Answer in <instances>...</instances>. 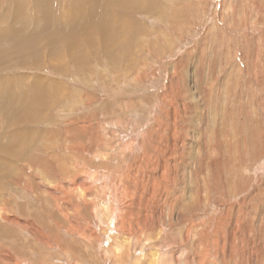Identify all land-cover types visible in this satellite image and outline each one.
<instances>
[{
	"label": "rangeland",
	"instance_id": "374dc122",
	"mask_svg": "<svg viewBox=\"0 0 264 264\" xmlns=\"http://www.w3.org/2000/svg\"><path fill=\"white\" fill-rule=\"evenodd\" d=\"M94 2L22 0L32 50L0 49V79L26 104L0 91V264H264V0ZM9 6L0 33L19 25ZM75 23L88 34L69 35ZM127 176L142 193L124 194ZM140 216L143 236L126 227ZM129 234L150 245L134 251Z\"/></svg>",
	"mask_w": 264,
	"mask_h": 264
},
{
	"label": "bare ground",
	"instance_id": "6f19581e",
	"mask_svg": "<svg viewBox=\"0 0 264 264\" xmlns=\"http://www.w3.org/2000/svg\"><path fill=\"white\" fill-rule=\"evenodd\" d=\"M20 1H22V0H11V6H9L8 7V11H12V13H13V19H12V22L13 21H15L16 19V21H18L19 23V25L18 26H16L15 25V23H13V27H12V29H11V31L8 29V28H5V30H4V32H2V33H0V49L2 48V47H7L8 46V44H9V42L10 43H12V44H14V47L16 48H18V47H20L21 48V46L24 48V50L23 51H21L22 49H19L21 52H19V50L18 51H16L17 53L16 54H18V56H22L23 57V55L22 54H24V55H26V53H27V50H28V52L30 51V50H32V48H30V46H32V44H33V35H32V32H31V30L30 29H26L25 30V34L23 35V27L20 25V15H18L19 13H20V9H21V7H22V3H20ZM80 2H84V3H88V4H91V5H94V0H79ZM181 12V10L180 11H175L172 15H171V17H169V19H170V21H172L179 13ZM18 15V16H17ZM48 15L49 16H51L53 19H57L58 18V14H57V12H54L53 10H50L49 11V13H48ZM49 25H53V24H49ZM80 26L81 25H78V23H75V24H73L72 25V28H73V30L74 31H72V30H70V31H68V34L69 35H71V36H73V35H77L78 33L80 34H84V35H87L88 34V31L90 30L89 28H86V29H84V30H81V28H80ZM180 26H182V25H180ZM82 27V26H81ZM178 28V27H177ZM24 37L26 38V39H24ZM27 40V41H26ZM25 42H27V44L25 43ZM13 46V45H12ZM29 46V47H28ZM9 47H10V45H9ZM28 48V49H27ZM6 49V48H5ZM3 50V52H1ZM2 50H0V52H1V54L2 55H8V53H6L5 51H4V49H2ZM7 50V49H6ZM11 51V50H10ZM12 52H10V54H11ZM13 54V53H12ZM2 55H0V63L2 64V65H5V64H3V62H5V58H2L1 56ZM7 57H9V56H7ZM20 57L18 58V63H22V62H24V58L21 60L20 59ZM15 59V58H14ZM12 61V60H11ZM0 64V65H1ZM19 77V76H18ZM20 79V78H19ZM22 79V78H21ZM23 80H21V82H22ZM25 82V81H24ZM15 83H16V78L15 77H11V76H8V77H4V78H1L0 79V91H2V93H3V97H2V99L3 100H6L7 102L8 101H10V102H14L13 103V106H15V104L17 105V103L19 104V102L20 101H18L17 99H18V97H17V93L15 92L16 91V89H17V87H16V85H15ZM18 83V82H17ZM23 83V82H22ZM19 84V83H18ZM21 84V83H20ZM24 84V83H23ZM46 84H48V85H53L52 83H46ZM24 87H25V85H23ZM29 86V85H28ZM27 86V87H28ZM46 86H41V87H38L37 85H33V87H31L33 90H35V89H37L36 91H47L48 90V88H49V86L47 87V88H45ZM51 87H54V86H51ZM24 89V88H23ZM22 88H21V91L23 90ZM32 89H30V90H32ZM32 92V91H31ZM34 92V91H33ZM39 92H37V95H39L38 93ZM41 92V93H42ZM48 92V91H47ZM21 93V92H20ZM35 93V92H34ZM40 93V94H41ZM21 94H23V92L21 93ZM45 94V93H44ZM47 95H48V93H46ZM24 95L26 96V94L24 93ZM23 95V96H24ZM34 95V94H33ZM42 95H43V93H42ZM22 96V97H23ZM40 96V95H39ZM1 97V96H0ZM22 97H20V99L19 100H21V98ZM42 97V96H41ZM15 98H17L16 100H14ZM40 98V97H39ZM202 98V97H201ZM38 99V98H37ZM41 99V98H40ZM45 99H46V97H45ZM24 100L25 101H27V102H25V101H23V103L25 102V103H28L27 104V106L29 105V107H30V109L32 108L31 107V105L33 106L34 104H35V102H38L37 100H36V97L34 98V97H32V96H28L27 95V99H26V97L24 98ZM30 100H33V101H31V105H30ZM43 100V99H42ZM18 101V102H17ZM21 104H20V107H21V110H23L24 109V105L26 106V104H22V101L20 102ZM221 105V104H220ZM9 106V105H8ZM18 106V105H17ZM19 107V108H20ZM204 107H206V106H204ZM27 108V107H26ZM223 108V107H222ZM5 109H10V108H5ZM29 109V110H30ZM206 109V108H205ZM4 110V109H3ZM3 110H1V111H3ZM12 110V109H11ZM224 110V109H223ZM5 111V110H4ZM40 112V110H36V112ZM218 110H214V114H213V119H215L216 118V116H220L221 115V111H218ZM224 111H226V112H223L222 111V114H223V116H220L222 119L221 120H223L224 119V121H225V119L226 120H228V119H230V120H233L232 118H233V114H231V113H229V112H227V110L225 109ZM231 112V111H230ZM4 113H6V112H4ZM213 113V112H212ZM37 114V113H36ZM39 114V113H38ZM207 115V114H206ZM211 115V114H210ZM28 117V116H27ZM33 117V116H32ZM38 117V116H37ZM205 117V116H204ZM219 117V118H220ZM236 118V117H235ZM24 119H26V118H23L21 121H24ZM32 120V119H31ZM35 120V119H34ZM215 121V120H214ZM220 122V121H219ZM223 122V121H222ZM227 122V121H226ZM213 123V125L215 124V127H216V124H217V118H216V123H214V122H212ZM167 126V125H166ZM214 127V128H215ZM225 127V126H224ZM220 131V130H219ZM175 132V131H174ZM221 132V131H220ZM225 132V131H224ZM233 132V131H232ZM22 133V132H21ZM20 132H18V135H16L17 137H21V135H19V134H21ZM165 133V132H164ZM171 133V135H172V131L170 132ZM179 133V132H178ZM11 134V133H10ZM221 134V133H220ZM170 135V134H169ZM170 135V138L172 137ZM222 136V138H223V136H225L224 138H227V136H229V135H227V133L225 134V135H221ZM163 137V136H162ZM175 137H176V135H175ZM4 139H6V138H3V140ZM179 139V138H178ZM10 142L11 143H13V140H10ZM232 142V141H231ZM233 146L230 144V143H226V144H224V150H226V154H225V158L224 159H228L229 157H232V152H233V150L235 149V148H238L237 147V145H236V142H235V139H233ZM0 152H7V151H10V148H7V147H4L5 146V143H1L0 142ZM220 147V146H219ZM221 148V147H220ZM47 149H48V147H47ZM222 149V148H221ZM221 149H220V151L219 152H222L221 151ZM235 151V150H234ZM172 153V152H171ZM212 153V152H211ZM225 153V152H224ZM223 153V154H224ZM164 154V153H163ZM199 154V153H198ZM186 155V154H185ZM211 155V154H210ZM213 156L215 155V154H212ZM211 155V156H212ZM217 155H219V153L217 154ZM217 155H216V157H217ZM226 155L228 156V157H226ZM170 156V155H169ZM183 156H184V154H183ZM220 156V155H219ZM16 157V156H15ZM181 158H182V155L180 156ZM235 157V156H234ZM226 159V160H227ZM48 160V159H47ZM183 160V159H182ZM215 160V159H214ZM217 160V159H216ZM49 161V160H48ZM48 161H46V163H48ZM219 161V160H218ZM217 161V162H218ZM50 162V161H49ZM220 162V161H219ZM228 162V161H227ZM182 163H183V161H182ZM181 163V164H182ZM185 163V162H184ZM225 163V162H224ZM40 164V163H39ZM39 164H36V165H34V170L35 171H37L38 170V172H40V173H42L43 175H45L43 178H47V180L50 182V183H52L51 181H50V177H49V175H47V174H49L48 172H50L51 170H48V168L47 169H45V170H40L41 168H42V165H39ZM49 164V163H48ZM51 165H52V163H50ZM210 164V163H209ZM211 164H212V162H211ZM210 164V165H211ZM219 164V163H218ZM163 165V164H162ZM169 165L170 164H168V165H165V167H169ZM173 165V164H172ZM171 165V166H172ZM175 165V164H174ZM6 166H9V164L8 163H6L5 164V167ZM31 165L29 164L28 165V167H30ZM141 166V165H140ZM184 167V166H183ZM33 168H32V170H33ZM178 168V167H177ZM22 169V168H21ZM54 169V168H53ZM56 169V168H55ZM153 169V168H152ZM164 170H167V168L166 169H164ZM144 171V170H143ZM170 171H171V168H170ZM10 172V171H9ZM135 173V172H134ZM134 173H132L133 175H134ZM195 173V172H194ZM23 174V173H22ZM169 174V173H168ZM175 174V173H174ZM218 174H220V172H218ZM129 175V174H128ZM131 175V174H130ZM158 175V174H157ZM40 176V175H39ZM171 175H169L168 177H170ZM195 176V175H194ZM212 176V175H211ZM136 177V176H135ZM218 177V176H217ZM219 177H220V175H219ZM42 178V177H41ZM146 178V177H145ZM147 178H149V177H147ZM29 179V178H28ZM122 179V181H124L125 183H127V188H125L124 189V191H125V193L124 194H126L130 189H129V187L133 184V189L131 190V191H129L128 193H130V195L132 194L133 196L135 195V194H137L136 192L138 191L139 193H142V190H144L143 188H141L142 186V184L140 183V181L138 180V178L137 179H134V178H131V176H127V177H124V178H121ZM151 179H153V178H151ZM43 180V179H42ZM147 180V179H146ZM168 180L169 181H171V182H174V180H171V179H169L168 178ZM92 181V180H91ZM149 181V180H148ZM153 180H151L148 184H149V187L148 188H146V189H148L147 190V192L148 191H150V194H152V195H154V196H157L158 197V192L161 190V188H163V189H165V190H167L165 187H166V184H165V186L164 185H161V184H155V182L153 181ZM165 181V180H164ZM214 181H215V179H214ZM216 181H219V180H216ZM59 182V181H58ZM130 182V183H129ZM166 182V181H165ZM24 183L25 184H27V182L26 181H24ZM67 183V182H66ZM66 183H64V184H66ZM15 184V186H18L19 185V181L18 180H16V182L14 183ZM53 184V183H52ZM72 184V183H71ZM145 184V183H144ZM144 184H143V186H144ZM73 185V184H72ZM82 185H84V186H82ZM66 186H68V185H66ZM71 186V185H70ZM126 186V185H125ZM172 186V185H171ZM25 187H26V185H25ZM69 187V186H68ZM72 187V186H71ZM78 188H77V195H79V193H82V192H84V194H86V193H88L87 191H86V193H85V190L87 189V188H91V184L90 185H88V186H85V184H79L78 186H77ZM89 188V189H90ZM55 189V188H54ZM54 189H52V190H54ZM70 189H72V188H70L69 187V192H70ZM75 189H76V187H75ZM24 190H25V188H24ZM56 190V189H55ZM58 190V189H57ZM57 190H56V193H58L57 192ZM61 190H62V188H61ZM88 190V189H87ZM89 191V190H88ZM162 191V190H161ZM146 191H144V193H145ZM46 193L47 194H49L50 195V193H55L54 191H49V192H47L46 191ZM69 194V193H68ZM89 194H90V192H89ZM163 194H164V192H163ZM59 195V194H58ZM88 194H86V196H87ZM129 195V196H130ZM51 196H53V195H51ZM60 196V195H59ZM85 196V195H84ZM150 196V195H149ZM88 197V196H87ZM86 197V198H87ZM91 197V196H90ZM102 197H104V196H102ZM115 197V196H114ZM59 198V197H58ZM141 198V197H140ZM148 198V197H147ZM146 198V199H147ZM63 199H65V198H63ZM77 199V198H76ZM60 200V199H59ZM79 200V199H78ZM86 200V199H85ZM133 200V199H132ZM131 200V201H132ZM157 200V199H156ZM155 200V201H156ZM65 201V200H64ZM136 202H137V200H136ZM148 202V201H147ZM85 203V202H84ZM125 203H126V201H125ZM133 203V202H132ZM131 203V204H132ZM134 203H135V201H134ZM64 205H66V207H63V206H61L60 207V209H59V211H61L63 208H65V210H63V211H61V214L64 216V213L65 212H67L68 211V206H69V203H67V202H64L63 203ZM70 204H72V203H70ZM130 205V204H129ZM156 205V204H155ZM140 206V205H139ZM157 206V205H156ZM123 208V207H122ZM93 209V208H92ZM94 210H96V209H94ZM3 211V210H2ZM2 211H0V217H1V219L2 218H4V220L6 221V218L5 217H7V216H5V217H3L4 216V213H2ZM111 211V210H110ZM112 212V211H111ZM125 212V211H124ZM141 212V211H140ZM60 214V213H59ZM70 214V213H69ZM8 215V214H7ZM96 215V214H95ZM141 215V214H140ZM65 217V216H64ZM122 217H124V216H122ZM136 217V216H135ZM141 217V216H140ZM66 218V217H65ZM100 218V217H99ZM141 219H142V222L140 221V222H137L138 220H134V219H130V220H127V229L128 230H130L131 232H135V231H137L138 232V234H140L141 236H143V235H145V234H147L148 233V231H149V229L147 228H144L143 226H144V224L145 223H143V220H144V218H143V216L141 217ZM7 220H9V219H7ZM11 221V220H10ZM69 221V220H68ZM123 221V220H122ZM125 221V220H124ZM72 222V221H71ZM126 222V221H125ZM125 222H123V223H125ZM73 223H74V221H73ZM76 223V222H75ZM146 225V224H145ZM71 226V225H70ZM74 226V225H73ZM125 226V225H124ZM123 226V228H121V229H124L125 227ZM72 227V226H71ZM74 228H75V226H74ZM88 228H86V230H87ZM144 229H146L145 231H143V232H141L142 230H144ZM71 231H73V229L71 230ZM75 231H77V230H75ZM124 231V230H123ZM70 232V231H69ZM92 232V231H91ZM125 232H126V229H125ZM76 233V232H75ZM77 233H78V231H77ZM93 233V232H92ZM120 233V232H119ZM124 233V232H123ZM122 233V234H123ZM72 234V233H71ZM82 234V233H81ZM90 234V233H89ZM78 235V234H77ZM80 235V234H79ZM92 235H94L95 236V234H92ZM129 236H130V240H132L135 244H136V246L133 248V250L134 251H136V250H139V249H143V247L145 246V244H146V242H142V241H140V236H131L130 234H129ZM77 237V236H76ZM80 237V236H79ZM82 237H84L83 235L80 237V238H82ZM115 237V236H114ZM145 237V236H144ZM107 238V237H106ZM148 238V237H147ZM78 239V238H77ZM114 240H115V238H114ZM114 242L115 241H113V244H114ZM148 245H150V244H148L147 243V245L146 246H148ZM145 246V247H146ZM119 247V246H118ZM108 249H110V248H108ZM111 249H112V247H111ZM122 247L121 248H117V247H115L114 248V250H113V253H117L119 256H120V254L122 253ZM114 251H116V252H114ZM133 251V252H134ZM142 251V250H141ZM110 252V251H109ZM138 253V252H137ZM124 256V255H123ZM157 257V256H156ZM112 258V257H111ZM113 259V258H112ZM128 258H124V257H122V261H121V264H127V262H128V260H127ZM154 259H155V257H154ZM127 260V261H126ZM115 261H116V259H115ZM119 263H120V260H119Z\"/></svg>",
	"mask_w": 264,
	"mask_h": 264
}]
</instances>
